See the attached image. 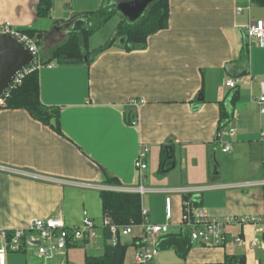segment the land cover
<instances>
[{"label":"crops","instance_id":"1","mask_svg":"<svg viewBox=\"0 0 264 264\" xmlns=\"http://www.w3.org/2000/svg\"><path fill=\"white\" fill-rule=\"evenodd\" d=\"M39 1L0 0V24L10 23L19 31L36 29L37 37H43L35 39L37 47L48 62L50 51L68 40L78 22L87 25L88 13L115 9L127 0H53L50 16L42 19L37 17ZM169 5L168 29L150 36L144 50L125 49L116 36L122 20L117 15L90 37V52L109 45L90 63L87 58L67 65L53 60L37 71L41 103L59 111L60 133L27 110H0V229L27 228L37 219H61L69 227H79L86 216L102 227L101 193L138 185L135 162L142 147L149 148L148 188L212 186L199 202L212 218L263 217L264 189H242L239 184L264 180V115L256 103L264 82V46L250 44L248 60L241 62L248 43L246 29L264 21V7L253 4L249 9L245 0H169ZM230 79L240 80L227 125L235 136L221 139L223 106L236 90L227 88ZM229 142L232 150L224 153ZM165 145L174 158L168 173L161 171ZM219 150L221 166L216 163ZM242 150L259 155L252 172L225 168ZM108 177L114 183H108ZM167 197L173 209L169 220ZM183 201L180 192L148 194L142 207L151 223L168 225L169 234H180ZM225 229L228 241L223 247L193 242L185 259L174 250H160L154 264H217L227 255H243L247 264H261L262 250L232 241L237 235L247 241L261 239L252 225L233 223ZM141 235L142 229L135 227L132 235L121 239L128 246L124 264H136ZM108 242L101 228L97 240L68 247L67 264L76 248L83 252L84 263L86 256H103ZM17 253L8 252V264ZM20 253L30 254L20 257L25 264H37L35 248Z\"/></svg>","mask_w":264,"mask_h":264},{"label":"built area","instance_id":"2","mask_svg":"<svg viewBox=\"0 0 264 264\" xmlns=\"http://www.w3.org/2000/svg\"><path fill=\"white\" fill-rule=\"evenodd\" d=\"M250 7L254 4L253 0H245ZM239 12L242 8L238 9ZM11 35L25 44L34 61L33 64L21 71L13 80L11 86L6 91L4 97L0 99V110L5 107L6 99L10 92L20 87L27 75L40 70L46 64L42 61L36 40L29 35L15 29L10 23L0 24V36ZM245 40L248 44H259L264 46V21L257 20L248 25L245 32ZM239 79H230L227 82V88L236 89ZM137 105L135 100L131 101ZM143 103V101H142ZM261 115H264V82L261 86V93L256 100ZM235 136V130L230 127H224L219 131L218 137L228 138ZM231 142L223 147V152L231 151ZM149 153L148 147H142L139 151L135 162L138 173L139 183L132 188L110 187L104 189L110 192H120L129 194H138L144 198L148 194L156 193H176L180 192L184 196L182 229L190 235L191 242H199L208 248H219L227 244V232L225 227L230 224L252 225L256 233L261 235V239L255 238L251 241L250 246L264 251V215L262 218L256 217H239L237 219H226L224 221L212 218L204 208L199 204L202 193L213 189L212 186H196L187 189L161 190L150 189L145 185L146 170L148 169L147 157ZM14 173L23 174V171L8 169ZM260 186L264 189V180L259 182H247L239 184L242 189ZM173 214L171 197L166 199V217L171 219ZM135 227L142 229V235L136 243V264H154L160 252V238L169 232L168 225H157L150 222L149 212L142 207V222L140 224L131 223L126 226H118L109 218H105L103 226L100 227L88 216L83 220L79 227H69L61 219H37L31 222L29 227L21 228L14 231L0 229V264H7L8 252H21L27 249L35 248V258L37 264H67L66 251L70 245L76 242L86 241L93 242L100 236V229L108 228L111 232L109 244L116 246L121 243L123 237L130 236L134 233ZM232 241L237 245H246L247 242L241 235L234 236Z\"/></svg>","mask_w":264,"mask_h":264},{"label":"trees","instance_id":"3","mask_svg":"<svg viewBox=\"0 0 264 264\" xmlns=\"http://www.w3.org/2000/svg\"><path fill=\"white\" fill-rule=\"evenodd\" d=\"M255 5L264 7V0H253ZM53 7V0H40L37 8L38 18H47L50 16ZM120 15L114 7H102L100 10L87 14V25L84 22H78L76 28L69 35L67 41L55 47L50 51L48 62L56 61L59 64H78L89 63L95 58L96 53L107 50L109 45L100 48L97 51L90 52L89 39L99 30H101L113 17ZM121 16V15H120ZM170 5L169 0H156L142 19L136 23H129L124 17L117 28V38L123 40V46L129 51L144 50L148 45L150 36L166 30L169 27ZM22 33L28 34L31 38L37 39L36 29H22ZM38 43V42H37ZM241 62H247L249 55V44H245L242 51ZM87 61V62H88ZM247 71L239 76L246 74ZM238 90H234L230 95L229 104L223 106L222 117L220 120L219 131L232 121L233 107L238 98ZM3 109H24L27 110L35 119L53 127L60 133V115L59 111L54 108H47L41 103L39 96V79L38 72H32L26 76L23 84L12 90L6 99ZM173 158V151L167 145L162 149L161 171L168 173L170 161ZM108 183H114V179L108 177ZM103 211L105 218H109L118 226H126L131 223L140 224L142 222V198L138 194L120 193L103 191L101 193ZM106 238H111V232L105 228ZM264 241V234L262 235ZM192 242L190 235L185 231L180 234H165L160 238L159 249L174 250L177 255L183 259L186 258ZM127 245L121 243L113 246L107 244L105 253L101 257L86 256L84 264H124ZM264 262V251L262 252ZM261 256V257H262ZM262 264V259H260ZM217 264H247L245 256L227 255L223 263Z\"/></svg>","mask_w":264,"mask_h":264},{"label":"water","instance_id":"4","mask_svg":"<svg viewBox=\"0 0 264 264\" xmlns=\"http://www.w3.org/2000/svg\"><path fill=\"white\" fill-rule=\"evenodd\" d=\"M154 2L156 0H127L117 3L115 9L129 23H136ZM42 38V34L37 37L38 40ZM33 61L34 58L24 43L11 35L0 36V99L4 97L15 77L32 65Z\"/></svg>","mask_w":264,"mask_h":264},{"label":"rangeland","instance_id":"5","mask_svg":"<svg viewBox=\"0 0 264 264\" xmlns=\"http://www.w3.org/2000/svg\"><path fill=\"white\" fill-rule=\"evenodd\" d=\"M115 1L119 2L120 0H115ZM116 22H117V20L115 22H113V23L115 24ZM105 31H106V34L110 32L108 28ZM220 153H221V151L219 150L218 151V156H217L218 160L216 158V163L218 165L220 164V166H221L220 162H222V161H219V157H221ZM258 158H259V155L255 151L247 152L245 150H242L237 155L235 160H233L232 162L227 161V164L224 165V167L225 168H229V169L230 168H235V169L238 168L240 170V172H244V173L249 172L250 173V172H252V170H251L252 165L254 163L258 162ZM213 166H215V165L213 164ZM143 200H145L146 203L148 202V198L143 199ZM160 214L161 213L158 212V215H160ZM247 240H250V239L247 238ZM247 240H246L247 244H250L251 241H247ZM26 254H28V253H20V252L17 253L16 254L17 258H15V261H14L13 264H25V262L22 261V260L25 259L24 257H25ZM28 255H30V254H28ZM261 256H262V254H261ZM20 257H23V259L21 260ZM19 258H20V260H19ZM261 259H262V264H264L263 256L261 257ZM69 264H84V254H83L82 251H80V248H76V251L70 253V263Z\"/></svg>","mask_w":264,"mask_h":264}]
</instances>
